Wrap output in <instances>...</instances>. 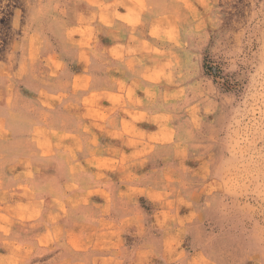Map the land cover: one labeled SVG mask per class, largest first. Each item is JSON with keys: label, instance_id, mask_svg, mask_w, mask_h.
<instances>
[{"label": "clouds", "instance_id": "1", "mask_svg": "<svg viewBox=\"0 0 264 264\" xmlns=\"http://www.w3.org/2000/svg\"><path fill=\"white\" fill-rule=\"evenodd\" d=\"M82 3L102 12L110 7L102 0H21L26 8L23 39L12 51H0L10 61L6 65L0 60V105L19 101L31 115L29 134L22 141L10 136L11 123L0 124V208L16 217L20 205L9 200L16 195L30 197L22 220H6L0 226V264H88L72 257L97 247L94 238H103L105 248L128 243L138 256L130 264H264V176L259 186L249 181L234 192L224 190L220 176L225 122L235 106L244 104L256 64H264V0H226L230 15L224 30L239 37V54L226 62L216 59L211 43L200 53L206 60L196 59L195 45L187 35L203 29L202 22L186 30L183 41L178 28L169 45L160 43L166 52L153 45L167 36L149 32L154 38L149 45L143 31L139 37L133 34L135 29L129 32L128 46L135 42L137 51H157L152 58L157 63L172 61L170 71L175 75L159 80L146 66L134 68L141 60L125 56L128 46L121 43L122 26H112L115 13L104 20L106 28H95L87 43L73 39L63 20L53 33L52 13L64 14L69 4ZM137 4L145 10L142 0ZM97 14L93 12L90 19ZM69 47L75 50L72 57L66 54ZM21 48L24 55L13 59ZM16 63L19 69L9 76L5 70ZM204 63L207 69L201 70ZM94 67L103 68V73L94 72ZM126 71L135 75L129 77ZM61 77L66 78L54 87V79ZM70 93L76 108L88 109L90 100L98 108L101 100L111 104L101 108L104 123L81 117L67 132L69 144H65V137L53 136L60 127L54 117L67 107ZM248 121L245 126H258L264 139V91ZM45 136L52 139L51 148L42 145ZM7 145L10 159L5 158ZM59 156H66V166L71 165V177L61 192L55 191L57 177L50 163ZM85 175L92 181L81 191L80 178ZM42 179L52 185L47 201L32 197ZM84 205L92 209L91 224L77 211ZM23 220L31 222L24 229L29 235L13 228ZM147 237L158 242V249L156 243L142 242ZM98 260L122 264L99 257L90 264Z\"/></svg>", "mask_w": 264, "mask_h": 264}, {"label": "rangeland", "instance_id": "2", "mask_svg": "<svg viewBox=\"0 0 264 264\" xmlns=\"http://www.w3.org/2000/svg\"><path fill=\"white\" fill-rule=\"evenodd\" d=\"M145 5V10L137 4V0H102L103 4L109 5L106 10L96 8L94 5L86 3L82 4H69L64 14L52 13L56 19L49 17V22L52 27L53 33H56L59 27L58 21L68 23L70 32L73 39L81 41L82 43L90 42L94 30L97 26L107 27L104 23L105 19H112L113 13L116 14V19L113 23V28L122 26L124 40L122 44L128 46L127 36L128 33L135 29L133 34L140 36L141 31L145 33L144 39L149 45H152L153 37L148 35L149 32L163 34L168 37V40L158 42L153 45L159 52H166V49L160 47V43L169 45V42L175 38L177 29H180L181 41L185 39V31L192 28L194 25L203 23L204 27L199 32L189 31L187 39L195 45L194 51L197 52L196 59L199 61L206 60L205 57L200 55L205 49L209 48L211 43V51L215 53L216 59L226 62L227 57H233L239 54L237 42L239 37L230 36L224 30V21L227 15H230V9L226 7V0H184L180 3L179 0H142ZM148 4L152 6L147 7ZM114 5V7H111ZM190 5V7L188 6ZM231 7H234L232 5ZM26 8L21 6V0H0V51L7 53L12 51L15 46L20 43L24 36L25 29V16ZM93 12L98 13L95 19H90ZM231 41V42H229ZM111 46V45H108ZM177 59L183 61L184 57L181 56L179 51L173 49ZM66 54L69 57L75 55V50L69 47ZM24 55V50L16 49L13 59H18ZM158 55L157 51H137L135 42L128 46L125 53L126 57H134L141 60V64H134V68L142 70L143 67L152 69L150 75L159 80L162 77L173 76L175 73L170 71L174 65L170 59L164 60L162 63H157L153 57ZM4 64H9L7 54L0 56ZM18 63L12 64L11 70L6 69L8 75L11 76L13 71L19 69ZM207 64H203L201 70H206ZM94 72L103 73V68H93ZM185 71H187L185 69ZM127 76L132 77L135 75L132 71H126ZM118 75V74H117ZM66 77H61L59 80L54 79L53 86L56 87L62 84ZM211 79V77H208ZM264 64L257 63L252 73L249 75L248 84L245 89L244 104L235 106L229 113L226 120L225 131L221 134L223 136V150L224 157L220 162V176L223 182L225 191L234 192L246 185L249 181H255L259 186L264 173L261 172L262 154H264V139L261 138L262 133L258 126L248 128L245 125L249 122L248 117L251 110L257 108L260 101L261 92L264 91ZM7 83V82H5ZM11 88V85H8ZM30 87V86H29ZM213 93L217 90L212 89ZM137 95L142 93L137 92ZM225 99L231 102L230 96L225 93ZM67 107L61 109L54 119L58 121L59 129L54 130L53 136L65 137L64 143L69 144L67 132L72 131L77 126L80 118L85 121L96 120L104 123L102 118L101 108H108L111 104L109 100L99 101L100 108L96 107V102L90 100L89 108H76L73 105L76 103L75 97L70 93L66 97ZM84 111H90V116H83ZM181 110H177V115ZM31 115L28 109L23 106L19 101L12 105H0V124L11 123L13 131L10 136L14 137L17 141H22L28 136V121ZM98 131V129H93ZM47 148L52 147V139L45 136L41 142ZM7 153L6 159H10L12 155L11 145L5 147ZM79 159V155L77 156ZM66 156H59L54 161L50 162L51 166L55 168V175L57 177L55 191L61 192L64 183L71 177V165L66 166ZM4 179L7 181V175ZM80 190L84 191L85 186L91 183V175H85L80 178ZM52 185L47 180H40L33 189L32 197L34 199H49L48 191ZM22 192L23 189H18ZM29 196L16 195L9 200V204L20 205L18 209L19 215L16 217L9 216L4 208H0V226H3L6 220L15 219L22 220L25 212L28 209ZM96 199V198H93ZM78 213L82 215L87 224H91L94 220L92 209L88 205L79 208ZM31 222L23 220L22 223H14L13 228L21 230L22 235H29L24 231ZM94 243L97 247L90 248L87 253H80L73 259H80L87 261L90 264L93 258L99 257L101 260L114 258L119 260L122 264H130L132 260L138 259L136 250L125 243L118 249L105 248V240L100 238L98 241L94 238ZM142 242L156 243L157 249L158 242L152 241L151 237L145 238ZM97 264H100L98 260Z\"/></svg>", "mask_w": 264, "mask_h": 264}]
</instances>
